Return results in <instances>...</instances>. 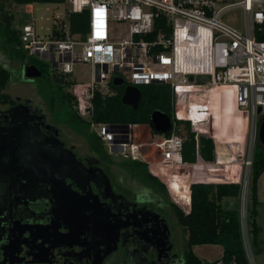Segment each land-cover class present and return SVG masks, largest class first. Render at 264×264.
<instances>
[{
	"label": "built area",
	"instance_id": "2783aa9c",
	"mask_svg": "<svg viewBox=\"0 0 264 264\" xmlns=\"http://www.w3.org/2000/svg\"><path fill=\"white\" fill-rule=\"evenodd\" d=\"M68 2V12H88L83 37L70 34L66 18L57 12L46 38L36 32L34 21L22 23L18 27L22 47L28 55L49 60L60 73L72 74L75 64L93 66L89 81L73 78L69 86L75 109L82 118L91 116L95 91L102 95L114 93L109 86L114 76L137 87L151 83L169 85L171 127L166 134L152 131L149 137V144L160 156L157 162L145 160L150 173L156 175L151 167L157 163L179 166L176 175L189 178L190 173H182V168L191 164L196 170L194 176H212L214 167L225 162L213 147L214 138L220 139L215 124L218 108L224 113L231 109L238 112L233 124L239 135L233 136L232 141L242 143L245 133L248 147L254 148L259 118L264 114V0ZM55 31L63 32L65 37H55ZM189 75H207L209 79L189 80ZM181 124L187 128L186 136L181 133ZM130 128L90 123L99 140L121 154L134 149ZM201 138L211 141V159L200 152ZM222 142L229 144L228 140ZM235 149L238 154L234 158L249 169L253 150L246 152L245 146L239 145ZM232 174L224 176L222 182L241 183L240 175ZM184 184L188 186L190 202V182ZM241 233L247 262L255 264L245 213L241 215Z\"/></svg>",
	"mask_w": 264,
	"mask_h": 264
},
{
	"label": "flooded vegetation",
	"instance_id": "af4514ba",
	"mask_svg": "<svg viewBox=\"0 0 264 264\" xmlns=\"http://www.w3.org/2000/svg\"><path fill=\"white\" fill-rule=\"evenodd\" d=\"M2 56L0 264H181L157 207L125 194L110 168L60 137L47 107L69 113L66 98L12 96L14 67L31 63L12 66Z\"/></svg>",
	"mask_w": 264,
	"mask_h": 264
},
{
	"label": "trees",
	"instance_id": "16d2710c",
	"mask_svg": "<svg viewBox=\"0 0 264 264\" xmlns=\"http://www.w3.org/2000/svg\"><path fill=\"white\" fill-rule=\"evenodd\" d=\"M17 5L32 3H52L60 4L65 0H9ZM13 14L0 0V50L9 61L16 60L19 63H31L42 71L41 77L52 80L53 89L51 102L58 101L65 97L70 109V120L82 122L87 128L91 122L107 123L114 125H134L147 124L152 111L159 110L171 115L170 89L169 85L163 83H151L139 85L140 100L135 109L124 105L120 100L123 86H115L109 82V86L114 90L111 95H102L95 91L92 97V113L90 118H82L75 109V101L68 88L73 82L66 73L57 72L52 69L49 72L43 62L32 55H28L22 47L18 28L13 26ZM66 20L69 25L70 34L85 35L88 12L83 9L79 12H67ZM54 36L64 38L63 32L55 31ZM235 111L227 113L221 112L223 118L237 117ZM264 115V114H262ZM89 135L95 140L100 141L94 132ZM189 149L193 146L189 145ZM200 152L205 157L211 159L212 145L208 139L201 138L199 144ZM189 150V151H190ZM132 166L137 171L142 180L149 186V190L156 194L157 198L168 205L171 215L185 233L183 245L184 264H202V260L194 253L195 245H220L222 253L220 257L208 262L207 264H248L242 241L241 233V214L240 197L242 185L239 182H222L216 179L201 177L199 174L194 176L189 184L190 202L188 211L183 210L176 203L167 197L164 183L147 170V164L136 159H131ZM138 167V168H137ZM264 171V149L258 153L253 148L252 162L250 166V178L248 192L245 197V220L248 239L253 252H261L264 248L263 240L260 237L261 226L257 221L260 205L258 200V180ZM216 181V182H210Z\"/></svg>",
	"mask_w": 264,
	"mask_h": 264
},
{
	"label": "rangeland",
	"instance_id": "374dc122",
	"mask_svg": "<svg viewBox=\"0 0 264 264\" xmlns=\"http://www.w3.org/2000/svg\"><path fill=\"white\" fill-rule=\"evenodd\" d=\"M3 2L8 11L13 14L14 27L18 28L22 23L32 20L34 21L36 32L43 38H46L45 36L50 30V23L53 20V14L58 12L63 18H66L65 14H67L69 8L68 0H65L60 4L32 3L17 5L9 0H3ZM1 60L6 63L9 62L5 55L2 56ZM39 60L43 62L47 70L51 72L53 68L51 67L50 61L42 58H40ZM10 62L11 64L13 63L14 66L18 64V61L16 60H12ZM23 68L24 66H22V68L14 67L15 72L13 73L14 75L12 74L14 79L13 77L12 79L16 81V86L9 93L12 96L20 95L21 97L26 98L31 97L29 95H32L33 91V93H35L38 98H49L54 84H52L51 87L49 81L45 80L43 77L35 78L31 82H22L23 80H21V78L23 79ZM93 74L94 68L90 63H80L73 65V73L68 75L71 78L79 81H89ZM19 75H21L20 78H18ZM35 95L33 94L34 97H36ZM33 99L34 98L30 99L29 101L32 102ZM47 110L52 116V119L59 123L57 124V127L59 129L60 137L65 139L68 145H70L71 147L73 146V149L78 153V155L81 156V158H83L85 161H97L101 166L106 167L107 170H109L108 168H110V176L114 178L115 182L118 183L117 185L119 186V188L121 187L124 190L125 194H130L129 196L131 198H133L134 194H136V196H138L141 201L148 202L149 206L157 207L156 209L162 213L168 225L171 227L172 236L173 239H175V250L178 253L177 257H179L178 259L182 264L183 245L185 239V233L183 229L172 217L168 205L159 200L156 194L149 190V186H147V184L142 180V177L138 174V172L141 173L142 170L137 167V172L135 170V167H133L131 163V159L140 160L144 163H146V159L153 162H157L160 159L159 154L155 153L153 146L149 144V137L152 136V133L149 132L150 128L148 124H140L130 128L132 142L135 144L134 149L126 150L125 154H121L119 150L115 148L113 149V151H111L107 143L102 142L101 140L95 141L89 135V132H91L90 127L87 128V126L82 122L71 121L69 119V113L58 111L57 106L54 108L47 107ZM180 127L181 133L186 136L187 128L183 124H181ZM218 129L220 139H218L217 137L216 139L214 138L213 147L214 149H216L218 154L222 156L225 162L215 166L214 170L211 171L212 176H207V178L222 181L225 180L224 176H227V174L233 176L232 173L236 172L237 176L240 175L241 185L243 184L244 180H246V197L250 178V168L248 169V167H246L244 164L240 166V161L234 158L236 154H238V151L235 148L238 147V145L242 147L245 146V151L248 152L249 150V153L252 152L253 148L251 149V147H248V138L245 136V133L243 134L244 141L242 143H240L239 141H232V139H234L233 136L235 137L236 135H239L236 132L233 121H220L218 123ZM222 140H228L229 144L223 143ZM254 146L258 153L262 151V148L264 149V147L259 144L257 138L255 140ZM178 170H180L179 166H163L157 163H154L151 167V171L156 174L155 176H157L161 180V182L164 183L168 199L176 203L183 210H187L188 203H186L184 199L180 198L179 192L173 189L170 184L171 174L177 173ZM193 172H196V170L193 169L191 164L184 165V168H182V173H190V176L189 178H180V180L182 181L181 185L183 183L191 182V176H194L192 174ZM208 174H210V172H208ZM258 182L260 190L258 187L257 195L258 200L260 201V205L257 206V221L261 226L260 237L264 243V171L260 175V179ZM193 250L194 253L201 258L202 264H207L208 262L213 261L220 256L221 246L195 245L193 247ZM253 257L255 264H264V248L261 252H253ZM217 264L224 263L218 262Z\"/></svg>",
	"mask_w": 264,
	"mask_h": 264
},
{
	"label": "water",
	"instance_id": "95a60500",
	"mask_svg": "<svg viewBox=\"0 0 264 264\" xmlns=\"http://www.w3.org/2000/svg\"><path fill=\"white\" fill-rule=\"evenodd\" d=\"M41 75L40 70L34 64H27L23 68V79L27 78H35ZM189 80L195 79L196 81H206L209 79L207 75H196L192 77L188 76ZM111 83L115 86H123L122 92L120 95L121 102L135 109L140 100V89L137 86H133L130 84H124V79L120 76H114L111 80ZM149 128L156 133H168L171 127V119L170 116L162 111L154 110L151 112L149 121ZM125 128H128V124L123 125ZM258 142L260 145L264 147V115L259 118V129H258ZM113 151V148H110ZM105 181L107 185L110 184L108 176L103 172ZM245 182L242 184V193H241V201H240V214L244 215L245 213Z\"/></svg>",
	"mask_w": 264,
	"mask_h": 264
},
{
	"label": "bare ground",
	"instance_id": "6f19581e",
	"mask_svg": "<svg viewBox=\"0 0 264 264\" xmlns=\"http://www.w3.org/2000/svg\"><path fill=\"white\" fill-rule=\"evenodd\" d=\"M223 95H219V98H221ZM216 109V108H215ZM232 111H235L233 109H231ZM221 112L222 110H220L219 108L215 110V119H216V122L215 124L218 125V123L220 121H223V120H226L227 122L230 121L234 123V120L232 118H223L222 115H221ZM237 112V111H235ZM231 133V132H230ZM171 179H170V184H171V187L173 189H175L177 192H179L180 194V198L181 199H184V201H186V203L189 204V198H188V191L186 190L187 189V185H185L184 183L181 185V180H180V177L179 175H176V173L174 174H171ZM248 181V180H247ZM244 190H246V183H245V187H244Z\"/></svg>",
	"mask_w": 264,
	"mask_h": 264
},
{
	"label": "crops",
	"instance_id": "0c3cea01",
	"mask_svg": "<svg viewBox=\"0 0 264 264\" xmlns=\"http://www.w3.org/2000/svg\"><path fill=\"white\" fill-rule=\"evenodd\" d=\"M137 125H140V124H134V125H130V127L132 128V127H134V126H137ZM149 132L150 133H152V130L151 129H149ZM259 179H260V177H259ZM259 181V180H258ZM258 187H259V182H258ZM259 190H260V187H259ZM260 192V191H259ZM258 192V193H259ZM136 196V194H134V197ZM260 199H261V197H260ZM261 201H262V199H261ZM205 245H212V244H205ZM221 253H222V247H221V251H220V255H221ZM220 257V256H219Z\"/></svg>",
	"mask_w": 264,
	"mask_h": 264
}]
</instances>
